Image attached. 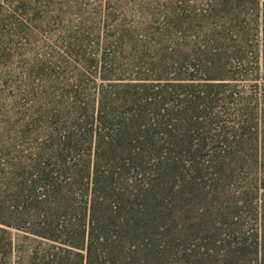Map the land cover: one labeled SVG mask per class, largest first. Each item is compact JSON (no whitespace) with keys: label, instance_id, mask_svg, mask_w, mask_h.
<instances>
[{"label":"trees","instance_id":"16d2710c","mask_svg":"<svg viewBox=\"0 0 264 264\" xmlns=\"http://www.w3.org/2000/svg\"><path fill=\"white\" fill-rule=\"evenodd\" d=\"M99 1L0 0L8 246L25 264H264V0H128V23Z\"/></svg>","mask_w":264,"mask_h":264},{"label":"rangeland","instance_id":"374dc122","mask_svg":"<svg viewBox=\"0 0 264 264\" xmlns=\"http://www.w3.org/2000/svg\"><path fill=\"white\" fill-rule=\"evenodd\" d=\"M101 0L99 2L92 3L96 8L97 12L101 11ZM112 6H113V11L115 13V16L117 17H121L124 19H127V23L130 20H133L131 18V15L134 13L133 10L131 8H128V0H113L111 2ZM89 6V5H86ZM103 6V3H102ZM93 13V11H91ZM53 30V29H52ZM113 44H112V49H111V53L116 50V51H120V49H122V47L126 46V43L128 41L127 37H124L123 39H120L119 41H117V38H113L112 39ZM118 56V55H117ZM116 62V63H115ZM115 65V67L120 66V68L123 67H128V54L125 55V57H119L118 56V60L114 61L113 63ZM1 228V227H0ZM13 237L15 238V243L13 246V249H11L8 246V238H9V234H6L4 232L1 231L0 229V264H6V263H10V264H25V262L23 261V263H20L19 258H18V252L20 250L19 246H18V237H17V233L15 231H13Z\"/></svg>","mask_w":264,"mask_h":264}]
</instances>
